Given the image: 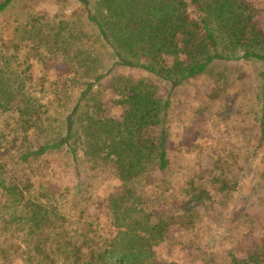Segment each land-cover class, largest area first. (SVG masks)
Here are the masks:
<instances>
[{
    "label": "trees",
    "instance_id": "obj_1",
    "mask_svg": "<svg viewBox=\"0 0 264 264\" xmlns=\"http://www.w3.org/2000/svg\"><path fill=\"white\" fill-rule=\"evenodd\" d=\"M12 1L0 0V14ZM75 1L79 6L72 17L58 11L52 37L42 39L39 31L32 35L37 39L30 35L40 50L70 46V71L98 69L81 80L73 100L67 101L66 85L59 92L67 100L45 102L27 95L21 80L8 85L4 66L9 61L0 47V114L11 115L0 117V264H169L156 259L154 248L168 227L182 224L179 212L196 210L191 203H202L209 187L228 199L219 210L230 215V206L241 202L248 217L253 215L249 203L256 204L254 195L264 189L263 99L258 134L251 137L255 144L232 155L250 163L248 173L238 175V168L214 161L203 181L196 182L192 173L180 186L185 198L174 203L173 212L163 209L165 203L158 205V199L176 190L169 175L166 126L173 90L208 76L216 64L238 60L261 65L264 88L261 9L256 0ZM66 17L70 19L64 21ZM25 67L30 68L28 62ZM134 70L140 76L131 75ZM103 81L117 97L118 117L102 116L105 101L94 86ZM160 83L168 93L164 97ZM58 107L63 109L59 118ZM55 158L75 175L60 190L50 187ZM244 181L251 191H242ZM115 182L119 189L112 187ZM101 201L116 228L108 237L98 217ZM262 207L258 216L264 219V200ZM236 221L220 233H234ZM189 226L198 239L188 245L208 257L202 256L199 264H264V235L239 243L242 255L230 253L221 263L201 248L205 239Z\"/></svg>",
    "mask_w": 264,
    "mask_h": 264
},
{
    "label": "rangeland",
    "instance_id": "obj_2",
    "mask_svg": "<svg viewBox=\"0 0 264 264\" xmlns=\"http://www.w3.org/2000/svg\"><path fill=\"white\" fill-rule=\"evenodd\" d=\"M256 3L262 12L259 21L264 28V0H256ZM78 6L79 3L75 0H13L0 14V47L4 49L9 61V65L4 66L0 56V68L4 66L6 69L5 82L8 85L15 87L16 81L21 80L24 92L41 99L42 102L57 97L65 101V94L59 92V89L66 85L70 88L69 92L67 89L70 99L66 100L71 101L78 91L81 80L89 79L94 73H98V69L94 70L88 66L85 69L77 68L70 71V56L73 54L70 46L65 51L59 49L61 45L52 52L45 51L47 49L40 50L36 47L37 42L30 37L37 31L42 39L52 37L58 25L56 22L59 18L58 11L62 10L72 17L76 14ZM33 15L40 17L35 20ZM70 17H66L64 21ZM32 37L37 39L38 35ZM26 62L30 65L27 70ZM260 70L261 65L252 61L219 63L213 66L208 76L190 80L173 90L174 94L170 96L172 106L168 112L166 126L167 150L171 160L169 175L175 180L176 190L170 193L173 196L158 199L159 206L161 203L166 204L164 210L173 212L174 203L185 198L180 186L192 177V173L199 178L196 182L203 181L208 177L207 173L214 161H219L222 166L229 164L238 168L236 172L238 175L248 173L250 163L243 157L234 160L232 155L244 153L248 145L255 144L251 137L258 134L260 102L264 99V88L261 87L259 78ZM121 73L128 75L130 71L121 70ZM140 74L136 70L131 73L133 76ZM94 87L100 90V101L102 103L105 101L102 116L121 115L119 106L114 103L117 97L108 89L107 81ZM159 94L162 97L168 94L164 84L160 83ZM101 95L104 96L101 98ZM57 110L59 112L56 117L59 118L63 109L58 107ZM6 116L10 118L11 115L0 114V117ZM55 160L50 164L53 168L49 174L50 187L60 190L70 185L75 175L67 171L58 158ZM226 177L232 180L231 174H226ZM248 179L250 178L246 180ZM248 181L243 182L242 191H251L252 185ZM112 185L120 187L116 182ZM208 190L203 193L202 203H191L196 205V210L193 208V212L188 214L179 212L181 213L179 222L182 224L170 229L168 227L165 239L154 248L156 259L169 264H199L202 256L208 260L207 255L200 252L196 254L188 245L192 240L198 239L193 232L187 230V226L192 222L190 226L205 239L201 243V248L206 249V253L214 254L215 262H225L230 253L235 256L242 255L239 252V243L253 241L254 237L264 235V219L258 216L263 209V188H259L253 197L256 204L248 205L251 207L249 210L253 214L252 217L242 213L241 202L237 205L232 204L229 208L230 215H226L219 210V206L228 199L214 193L210 187ZM97 191L102 192L103 189ZM144 198L150 200V196ZM100 205L102 213L98 217L108 237L116 228L111 225V212L107 210L106 202L101 201ZM235 220L237 221L233 223L236 225L234 233L229 235L220 233L227 223Z\"/></svg>",
    "mask_w": 264,
    "mask_h": 264
}]
</instances>
